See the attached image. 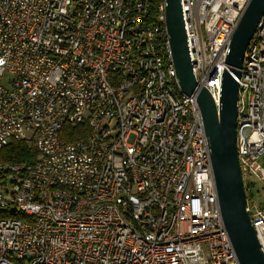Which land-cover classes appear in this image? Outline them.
<instances>
[{"label": "built area", "instance_id": "built-area-1", "mask_svg": "<svg viewBox=\"0 0 264 264\" xmlns=\"http://www.w3.org/2000/svg\"><path fill=\"white\" fill-rule=\"evenodd\" d=\"M247 1L180 0L192 72L216 107ZM165 5L0 0V149H37L31 163L0 159V264H239ZM237 82L243 185L264 184V13ZM245 210L264 253V206Z\"/></svg>", "mask_w": 264, "mask_h": 264}, {"label": "water", "instance_id": "water-1", "mask_svg": "<svg viewBox=\"0 0 264 264\" xmlns=\"http://www.w3.org/2000/svg\"><path fill=\"white\" fill-rule=\"evenodd\" d=\"M165 26L181 90L195 94L207 139L211 174L222 224L239 264H264V253L245 210L246 196L236 150L238 82L245 48L264 13V0H248L224 58L219 105L192 72L180 0H165Z\"/></svg>", "mask_w": 264, "mask_h": 264}, {"label": "trees", "instance_id": "trees-1", "mask_svg": "<svg viewBox=\"0 0 264 264\" xmlns=\"http://www.w3.org/2000/svg\"><path fill=\"white\" fill-rule=\"evenodd\" d=\"M68 125H65V128ZM71 136H65L61 134V137L66 140H70L79 137L77 129L73 128ZM37 156V149L33 144L24 139H11L9 142L0 149V159L1 160H11L16 162L31 163L35 160ZM247 186H245L246 189Z\"/></svg>", "mask_w": 264, "mask_h": 264}, {"label": "rangeland", "instance_id": "rangeland-1", "mask_svg": "<svg viewBox=\"0 0 264 264\" xmlns=\"http://www.w3.org/2000/svg\"><path fill=\"white\" fill-rule=\"evenodd\" d=\"M259 162L264 163V154L259 157ZM213 180V178H212ZM246 203L249 206H264V184L256 178H244Z\"/></svg>", "mask_w": 264, "mask_h": 264}]
</instances>
